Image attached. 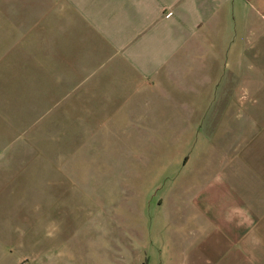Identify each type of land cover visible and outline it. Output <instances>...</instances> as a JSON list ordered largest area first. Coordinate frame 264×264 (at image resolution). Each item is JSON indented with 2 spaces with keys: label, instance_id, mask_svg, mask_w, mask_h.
<instances>
[{
  "label": "crops",
  "instance_id": "obj_1",
  "mask_svg": "<svg viewBox=\"0 0 264 264\" xmlns=\"http://www.w3.org/2000/svg\"><path fill=\"white\" fill-rule=\"evenodd\" d=\"M32 10L31 92L18 91L19 33L15 96L0 97V198L42 164L33 137L57 138L70 152L65 138L76 136L80 152L103 153L128 178L149 166L167 134L175 146L190 137L191 152L204 138L190 191L170 187L161 209L143 215L146 226L128 218L108 264H264V0H38ZM109 142L123 159L107 156ZM190 150L181 168L194 164ZM69 162L43 164L46 192L27 200L54 197ZM13 205L0 223V262L2 250L25 245L21 205ZM52 240L33 264H98L51 256Z\"/></svg>",
  "mask_w": 264,
  "mask_h": 264
},
{
  "label": "rangeland",
  "instance_id": "obj_2",
  "mask_svg": "<svg viewBox=\"0 0 264 264\" xmlns=\"http://www.w3.org/2000/svg\"><path fill=\"white\" fill-rule=\"evenodd\" d=\"M38 0H0V58L4 60V68L0 63V97H5L8 103L15 96V54L18 34H22V72L20 74L22 95H29L31 90L30 58V28L33 7ZM37 12V11H36ZM27 86V87H26ZM119 123V122H118ZM24 135H29L24 129ZM72 151L61 152L62 143L58 139L50 140L46 136L33 137V145L38 148L36 159L38 168H28L10 184L6 198H0V223L7 224L11 217V206L21 205L23 220L22 250L7 247L2 250L0 264L24 255L20 264H33L37 257L46 256L45 243L47 238L53 242L51 256L64 258L72 256L78 261L82 258H93L99 264H108L111 244L116 242L120 233L126 234L131 223L146 226L148 219L143 215L150 209L160 210L158 199L170 187L175 189L183 185L189 192L192 181H196L201 169L196 168L197 162L206 158L207 143L201 138L199 144L191 152V138L183 139V145H170V136L166 142L156 147L147 168L131 170L130 178L124 166L116 169L108 162L106 155L95 152H80L79 138H65ZM60 144V145H59ZM108 151L117 160L124 154L119 151L116 143L109 142ZM199 147V149H198ZM189 148V155L194 158V164L189 162L181 168V157ZM34 155V154H33ZM205 160V159H204ZM70 161L71 168L65 184L57 186L55 196L49 200L29 201L27 195L46 192V163ZM195 167V168H194ZM193 181V182H194ZM172 189V190H173ZM182 192V190H179ZM64 192V196H63ZM141 210V215L132 213L134 209ZM131 211V212H129ZM5 261V262H3Z\"/></svg>",
  "mask_w": 264,
  "mask_h": 264
}]
</instances>
